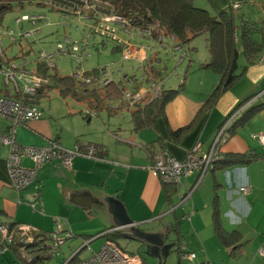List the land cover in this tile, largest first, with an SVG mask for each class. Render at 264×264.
I'll return each mask as SVG.
<instances>
[{
	"label": "crops",
	"instance_id": "1",
	"mask_svg": "<svg viewBox=\"0 0 264 264\" xmlns=\"http://www.w3.org/2000/svg\"><path fill=\"white\" fill-rule=\"evenodd\" d=\"M192 2L194 5L198 2L197 7L213 15L232 6L233 12L243 15L241 20L264 24V0ZM258 16L260 19L255 20ZM125 34L129 39L116 48L128 44L134 56L142 60L144 49L135 41L131 42L130 37L154 40L138 32ZM201 34L206 37L207 47V34ZM166 40L168 37H164L160 46H168ZM239 51L243 59H239V54L236 72L242 74L214 102H208V97L219 84L220 75L205 67L210 61L207 47L206 56L198 58L192 66L188 64L182 76L175 75L177 85L170 89L178 92L165 104L162 115L144 128H136L131 111L135 103L146 105L157 95L151 88L139 87V81L129 91L141 93L140 100L133 103L126 99L105 101H116L128 108L126 122H120V117V120L109 122L107 118L98 117L96 109L88 107L79 110L65 107L60 111L52 107L45 111L40 107V119L17 128V142L35 147L57 142L79 154L74 156L69 169L58 162L42 165L32 183L17 191L12 187L7 171V148L0 146V224L15 225L12 232L17 242H22L18 238H23L17 233L21 225L40 242L48 239L58 222L61 230L71 235L65 241L69 247H74L69 248L72 255L84 244L87 247L99 238L105 241L102 234L113 227H118L115 232L120 233L112 239L118 245L120 236L131 240L128 238L129 227L120 225L124 222H131L143 231L144 226L162 223L170 216L171 219L165 221L169 231L175 217L179 219L182 242L180 246L175 244L174 249L180 247V252H176L180 257L178 264H264V147L252 137L253 133L264 132V51L248 65L241 53V45ZM184 52L183 58L188 55ZM178 61L184 62L180 58ZM188 62H191L190 56ZM159 67H149L151 72L159 71L158 77L152 79L158 83L163 81ZM5 88L0 95L10 96L11 91ZM46 95L45 90L41 96ZM245 113L250 115L241 121ZM227 119L228 129L231 127L232 132L220 146V154L246 160L218 166L201 177L197 171L191 172L167 200L162 183L150 173L155 157L168 153L182 159L197 143L199 153L207 152L219 127ZM8 126L9 119L0 116V132ZM88 144L94 145L91 157L87 155ZM22 165L29 167L32 162L23 158ZM194 185L190 196L182 200L181 197ZM244 186H248L247 193L240 190ZM167 225L145 231H162ZM232 232L236 235H229ZM234 247L240 252L237 256H232ZM10 252L17 255L8 249L0 256L6 258ZM190 253L194 254L193 259L189 258ZM26 259L21 255L20 260L26 263ZM37 260L41 259L33 261Z\"/></svg>",
	"mask_w": 264,
	"mask_h": 264
},
{
	"label": "rangeland",
	"instance_id": "2",
	"mask_svg": "<svg viewBox=\"0 0 264 264\" xmlns=\"http://www.w3.org/2000/svg\"><path fill=\"white\" fill-rule=\"evenodd\" d=\"M38 2H42L38 4ZM45 0H33L31 2H24L22 5L14 3L12 9L7 11L0 23V42L2 51V66H5V62H15L20 63L22 60L26 61L27 69L35 70L36 60L40 57L42 53L45 55L54 54V64L55 71L59 76H72L74 73L88 72L93 73L95 70L104 71L107 76L111 78L121 89L125 91L130 90L131 87L139 81V87L144 89H153L155 87L152 83L160 84L162 89H170L174 84L177 85L176 76L179 74L182 76L188 64L191 66L198 62V58L204 57L207 54L206 47V37L203 34L196 35L192 37L189 41L183 44V48L179 50L173 49V46L166 40L168 46H160L147 38L133 39L130 37V41H135L137 46L140 45L144 49L145 57L143 60L136 58L134 54L131 57L123 59V55L126 52L124 45L120 48H116L119 43H117L115 37L102 36L99 33L90 31V36L87 41L88 44L84 45L83 40L88 31V26L93 23V21L81 18L78 15H67L65 16L56 9H51L49 6L44 4ZM198 2L195 6H198ZM22 14H41L43 19L37 23V26H32L28 22H23L22 24H17L15 19ZM260 17H255V20H259ZM241 20V19H240ZM240 24V21L237 20ZM33 34L24 39L16 37V41H11L7 33L12 30L14 35L22 34L26 31H35ZM7 32V33H3ZM132 33H137L131 30ZM259 34L256 39L259 38ZM117 39L121 43L126 42V38L129 39V35L125 34L121 28L117 26L116 28ZM237 37H240V29L237 30ZM69 40L70 43H67ZM78 44L79 48L83 47V58L80 63L77 62L76 57L71 55L72 45ZM142 43V44H141ZM59 44L66 48L67 53L60 52L58 50ZM241 41L238 42L237 48L240 49ZM188 53L184 62L178 61L180 55L183 51ZM81 51V50H78ZM58 53V54H56ZM81 55L78 52L77 56ZM189 56L191 57V62H188ZM239 59L242 60L243 57L240 54ZM156 69V66L161 68V77L163 81L160 83L155 82L154 78L158 75L152 74L149 67ZM95 69V70H94ZM176 73V74H174ZM152 74V75H151ZM148 76V79L147 77ZM159 80V79H158ZM152 81V82H151ZM130 82V84H128ZM5 85L3 83V75L0 73V94L5 90ZM11 86H8L10 91ZM48 95L36 97L37 105L46 109L52 107L55 111H60L65 109V107H70L72 109H85V107L96 109L98 112V117L106 118L109 122H115L120 120V122L127 121V111L128 108L120 106L116 101H109L106 105H101L95 108L93 105H88L84 99L77 100L74 97L62 98L59 96L56 88H52L47 91ZM120 102V101H119ZM117 108L114 110L112 108ZM93 118H96L95 113H91ZM120 117V119L118 118ZM177 201V200H175ZM179 209L178 213L181 211ZM171 217L168 216L163 220L162 223H156L144 226L145 230L155 228L158 226L164 227L167 224L165 221L170 220ZM170 227L167 225V229L156 232H150L143 230L144 233H148V237L141 236L138 240H126L123 237H118L119 246L133 254L139 255L144 264H178L179 256L175 251V244L178 240L174 236L173 232L169 231ZM18 240H24L23 238ZM126 240V241H125ZM49 243V238L46 240ZM182 240H180V243ZM14 243H17V239ZM21 243V242H18ZM104 243L103 239L99 238L93 241L85 249H83L78 256V259H84L89 257L93 252L97 251L101 245ZM73 245L75 242L72 243ZM170 244V245H169ZM74 247H69L68 242H63L58 249H56V254L51 258L33 261L35 257L47 256V253L42 251L28 252L24 246L20 247V254L26 256V263L20 260V258L8 253L6 258L0 256V264H59L63 262V259H68L70 255V249ZM76 260L72 264H79V260ZM29 262V263H28Z\"/></svg>",
	"mask_w": 264,
	"mask_h": 264
},
{
	"label": "built area",
	"instance_id": "3",
	"mask_svg": "<svg viewBox=\"0 0 264 264\" xmlns=\"http://www.w3.org/2000/svg\"><path fill=\"white\" fill-rule=\"evenodd\" d=\"M81 1L84 2L86 9L90 10L93 7V4H90L93 0ZM44 4L50 8L61 10V13L65 16L78 15L81 18L88 19L87 13H83L81 10L75 8L67 9L63 6L61 7V5L54 0H45ZM237 6L238 5H236V7ZM100 15L101 16H98L97 19L88 26V31L83 40V44H88L87 39L90 36V31H94L95 33L110 38L115 37V39H112L121 44L116 36V28L118 26L123 32L129 33L125 25V20L114 14ZM42 19L43 16L41 14H22L17 17L15 21L17 24L28 22L32 26H37V23ZM33 32H38V29L35 31H26L17 35H14L12 30L8 33H3H7L11 41H16V37L26 39L30 37ZM148 32L149 30L147 29L143 30V33ZM161 38V35L157 36L158 41H160ZM171 38H173V36H171ZM67 43H70L69 40H67ZM124 46L127 50L123 55V59H127L131 57L132 49L128 44ZM65 49V47L63 49L59 44L58 50H60V52L67 53ZM174 49L179 50L180 47L175 45ZM83 50V47L80 49L76 43L72 45L71 55L76 57L78 63H80L83 58ZM78 52H80L81 55L77 56ZM53 55L54 54L45 55L42 53L36 60V63H42L47 69L52 70L55 68ZM184 55L185 52L183 51L180 55V60L183 59ZM1 60L2 51L0 48V67L2 66ZM100 72L101 71H96L90 75H85L84 72H77L74 73L72 77L79 85L94 84L98 87L104 86L112 81L104 71L101 74ZM0 73L3 75V83L5 87L11 86L10 96L0 95V116L9 119V126L7 129L0 132V146H5L7 148L6 166L9 179L12 187L19 191L32 183L36 177L38 169L42 165L58 162L64 168L69 169L74 156L79 154V152L75 149H67L57 142H51L44 147L19 144L16 140L17 128L28 121L38 120L42 116V110L35 103V98L38 89L41 88L48 79L45 76L36 73L34 70L27 69V63L24 60L20 63L6 61L5 66L1 68ZM128 84H130V82H128ZM152 85L155 87L154 94L157 95L160 92V85L155 83H152ZM141 98V93H131L129 90L124 91L123 93V99H126L129 103L136 102ZM228 126L229 119L221 124L210 149L203 154L199 153V144L197 143L182 159H177L167 153H162L156 156L150 167V173L162 183L179 184L184 177L193 171H197L201 177L206 171L212 169L216 161L223 158L219 149L230 136ZM252 137L261 145V147H264V132L253 133ZM86 149L87 155L90 157L93 156L94 145L88 144ZM23 158H28L32 162V165L29 167L22 165ZM194 188L195 186L187 191L181 199L184 200L185 198H188ZM240 190L244 193L249 191L248 186L241 187ZM30 206L34 207V204H30ZM117 229L118 227H113L102 235L115 232ZM27 230V227L24 225L18 226L17 233L20 237H23L24 241L22 242L33 241V237L27 233ZM70 236V233L61 230L60 224L56 222L55 229L50 234L49 243L45 241L49 244L47 255L52 257L56 254V249H58L65 239ZM14 242V233L10 229L9 224H0V254L5 253L9 246ZM193 257L194 254L190 253L189 258L193 259ZM59 264L66 263L60 262ZM79 264H143V261L139 255L122 249L112 239L106 238L97 251L93 252L89 257L80 260Z\"/></svg>",
	"mask_w": 264,
	"mask_h": 264
},
{
	"label": "trees",
	"instance_id": "4",
	"mask_svg": "<svg viewBox=\"0 0 264 264\" xmlns=\"http://www.w3.org/2000/svg\"><path fill=\"white\" fill-rule=\"evenodd\" d=\"M26 1L31 2L33 0H0V23L4 14L12 9L14 3L22 5ZM54 1L60 4L61 7L63 6L67 9L75 8L81 10L83 13H87L88 19L93 22L98 16H101L100 14H114L125 20L129 33L131 30L136 31L142 36L152 38L154 43L158 45L164 42V37H168L169 41L172 42L173 49L175 45H178L182 49V45L192 37L206 33L210 61L205 64V67L212 69L220 75V82L209 95L208 102H214L242 74L236 72L237 59L240 54L237 48L238 41H241V53L247 65L253 63L260 53L264 51V24L240 20L243 18V15L233 12L232 6L213 15L208 10L195 6L192 0H93L90 3L91 5L93 4L90 10L86 9L84 2L81 0ZM40 3L42 2H38V4ZM58 11L61 12L59 9ZM237 20L240 21V24L237 23ZM146 29L149 32L143 33V30ZM239 29L240 37L238 38L237 30ZM255 34H259L260 38L256 39L254 37ZM158 35L162 36L160 41L157 40ZM237 38L238 41L236 40ZM34 71L48 79L38 89L36 97L44 94L45 90L47 92L52 88H56L60 97H74L77 100L84 99L88 105H93L95 108L100 107L104 103L107 104L105 101L109 99H121L123 101L125 90L121 89L114 81L101 87L94 84L79 85L72 76H59L55 68L49 70L42 63H36ZM158 72L154 73L152 71L151 73L159 75ZM85 75L90 74L85 72ZM177 92L178 90L176 89L161 88L157 96L148 104L140 106L138 103H135V108L131 111V120L136 128L151 126L154 120L162 115L165 104L172 100ZM35 103L37 104L36 98ZM249 115V113H245L241 117V121L245 120ZM228 131L231 134L232 128L230 127ZM245 160L243 157L235 155L229 157L223 156L222 159L214 163L212 169L209 171H214L218 166L224 167L232 162H243ZM162 185L166 198L169 200L176 191L178 184L162 183ZM9 227L12 230L15 228V225L10 223ZM171 231L178 240L177 246H180L181 233L179 231V219L176 217ZM118 234L120 233L111 232L104 235L106 238L115 240V236ZM229 235L235 236L236 233L232 232ZM48 238H50V235ZM21 246H24L28 252L42 251L43 253H47L49 249V244L45 242V239L37 242L34 237L32 242L13 243L8 249H12L21 258ZM176 251L180 252V247H177ZM239 253L238 247L232 249V256H237ZM48 258H51V256H39L35 259L42 260ZM77 259L78 256L75 255L71 259H63V262L72 264Z\"/></svg>",
	"mask_w": 264,
	"mask_h": 264
},
{
	"label": "water",
	"instance_id": "5",
	"mask_svg": "<svg viewBox=\"0 0 264 264\" xmlns=\"http://www.w3.org/2000/svg\"><path fill=\"white\" fill-rule=\"evenodd\" d=\"M120 225L129 227L131 234L128 236V238L131 240H138V239H140L141 236L148 237V235H147L148 233H144L142 230L135 227V225L131 222L127 221V222H124ZM85 247H86V244H84L82 247H80L78 250H76L72 255H70L68 257V259H71L73 256L77 255L80 252V250H82Z\"/></svg>",
	"mask_w": 264,
	"mask_h": 264
}]
</instances>
